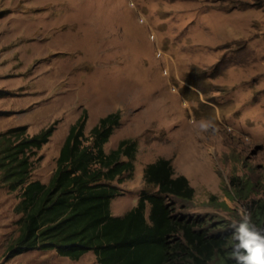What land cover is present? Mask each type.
Returning <instances> with one entry per match:
<instances>
[{"label":"rangeland","instance_id":"rangeland-1","mask_svg":"<svg viewBox=\"0 0 264 264\" xmlns=\"http://www.w3.org/2000/svg\"><path fill=\"white\" fill-rule=\"evenodd\" d=\"M83 109L86 135L120 113L106 152L137 145L110 182L113 215L157 193L144 167L164 157L194 188L166 196L172 213L222 236L228 255L238 207L264 227V0H0V128L54 124L29 154L32 177L48 182Z\"/></svg>","mask_w":264,"mask_h":264},{"label":"trees","instance_id":"trees-1","mask_svg":"<svg viewBox=\"0 0 264 264\" xmlns=\"http://www.w3.org/2000/svg\"><path fill=\"white\" fill-rule=\"evenodd\" d=\"M87 110L69 126L56 167L47 183L31 180V153L49 140L54 124L31 136L26 126H14L0 137V182L20 189L15 210L21 213L19 233L5 257L30 249H56L71 259L93 251L98 264H209L219 259L233 264L225 239L189 219L172 213L166 196L191 199L194 188L184 175H174L170 160L160 157L144 167V177L157 193L142 192L123 215L111 214L118 187L110 182L132 170L136 142L119 141L104 150L120 113L109 112L84 132ZM150 205L148 217L145 215ZM264 222V208L256 212Z\"/></svg>","mask_w":264,"mask_h":264},{"label":"crops","instance_id":"crops-1","mask_svg":"<svg viewBox=\"0 0 264 264\" xmlns=\"http://www.w3.org/2000/svg\"><path fill=\"white\" fill-rule=\"evenodd\" d=\"M5 131L6 127L3 125L0 128V137ZM30 179L35 180L37 178L31 175ZM20 194V189L11 190L6 184L0 182V264H84L86 261L92 263V257L97 261L96 255L91 250L83 253L78 259L72 260L70 257L60 254L54 248L30 249L6 258L4 255L7 245L19 233L18 219L21 217V213L15 210V206L20 200ZM15 225L17 226L16 231Z\"/></svg>","mask_w":264,"mask_h":264},{"label":"clouds","instance_id":"clouds-1","mask_svg":"<svg viewBox=\"0 0 264 264\" xmlns=\"http://www.w3.org/2000/svg\"><path fill=\"white\" fill-rule=\"evenodd\" d=\"M237 219H230L229 259L233 264H264V227L257 225L249 211L240 206Z\"/></svg>","mask_w":264,"mask_h":264}]
</instances>
